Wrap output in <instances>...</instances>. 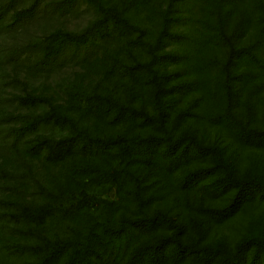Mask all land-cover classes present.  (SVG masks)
<instances>
[{"label":"rangeland","instance_id":"374dc122","mask_svg":"<svg viewBox=\"0 0 264 264\" xmlns=\"http://www.w3.org/2000/svg\"><path fill=\"white\" fill-rule=\"evenodd\" d=\"M106 1L119 13L117 30L112 25L78 52L43 65L38 42L55 31H83L95 19L94 7L87 0H40L30 18L15 24L22 5L0 0L8 7L0 20V264L38 262L58 250L53 264H64L88 245L102 255H92L95 264H125L137 245L173 237L175 228L162 223L152 232L137 230L112 252L95 238L123 215L155 212L173 218L186 247L178 252L173 237L162 264H199L208 254L210 264L237 257L249 264L257 246L264 264V147L240 142L214 117L228 70L234 114L245 121L249 101L256 113L250 127L264 131V0H177L170 28L177 37L158 52L182 58L155 65V77L148 70L149 43L170 0ZM250 44L259 66L235 54ZM128 105L162 121L147 125L130 117ZM120 109L125 116H118ZM55 111L63 122L41 121ZM20 127L27 132L17 137ZM147 136L163 141L156 156L130 148ZM178 139L171 156L167 144ZM43 140L72 142V151L57 161L34 153ZM106 140L114 141L107 150ZM237 198L239 209L220 219L217 212ZM25 213L37 217L27 222Z\"/></svg>","mask_w":264,"mask_h":264},{"label":"trees","instance_id":"16d2710c","mask_svg":"<svg viewBox=\"0 0 264 264\" xmlns=\"http://www.w3.org/2000/svg\"><path fill=\"white\" fill-rule=\"evenodd\" d=\"M10 4L16 3L22 5V7L15 12L14 23H22L27 18H30L36 9L39 7L40 0H33L28 6L25 5V0H9ZM89 4L94 7L95 19L81 32H67V31H55L43 37L38 44L42 47L43 53L41 56V63L47 65L52 61H55L58 57L62 56L69 50L77 51L83 44H87L91 39H94L102 33L103 30H109L112 25H114V30H117V23H119V13L112 9V5L106 0H87ZM177 0H170L164 10H161L160 26L157 27L154 41L149 43V53L151 59L148 65V70L151 76H158V69L155 65L162 62L172 61L179 62L181 60V55L171 52L159 53L158 51L162 49L165 45L166 40L176 38L177 35L170 31L172 23V13L174 12V4ZM8 7L3 6L0 3V20L3 19L4 14L7 12ZM130 9L125 10L128 12ZM127 19V16L126 18ZM126 22V21H125ZM137 30L144 32L143 28L135 25ZM224 25L221 23L219 26V31L223 32ZM237 57L245 58L248 63L259 66L261 65V59L258 57L256 49L253 44L241 46L235 50ZM223 77L220 82L222 93H223V106L220 111L214 114L216 121L222 123L227 128L233 131L237 139L251 146L264 147V131H256L250 126L256 121V113L252 104L246 102V119L242 121L236 117L233 112V92L231 84V75L228 70L223 71ZM172 88L165 90L162 86H159V91H171ZM126 110L128 116L142 118L145 124L153 125L155 120L159 123L162 119H157L155 116H151L148 112L136 110L132 106H127ZM124 109H120L118 116H125L126 113ZM117 116V117H118ZM64 115L60 111H55L47 117L41 119L42 122H63ZM27 128L20 127L17 131V137L26 134ZM114 143L112 140H106L101 143L103 149L107 150L110 145ZM163 143L162 139L157 136H147L144 138H137L131 141L130 148L135 150L139 155L150 153L154 156L158 154L157 146ZM182 144V139H178L173 143L167 144V151L169 155H173L178 151ZM100 145V146H101ZM73 147L72 142L60 141L51 143L49 140H43L39 142L34 148H31L34 153H47L50 159L55 161L60 160L71 153ZM6 173V172H5ZM9 173V172H7ZM187 187L192 186V180L190 178L185 179L184 182ZM244 197L249 195L247 188H244L241 192ZM12 200H7L5 204H12ZM16 203V202H15ZM235 199L228 206L220 209L217 213L220 219H225L233 215L240 205ZM19 204V203H18ZM27 222H32L36 219L37 215L34 213L23 214ZM17 217V216H14ZM164 223L168 227L175 228L173 237L171 236H161L157 238L152 243H143L137 245L131 252L128 260L125 264H162L165 259L164 247L166 243L173 238L176 241V249L180 253H185V245L181 244L176 235L181 231V228L176 224L172 217L166 216L162 212H155L153 214H146L143 216H138L131 218L123 215L116 226L103 225V233L95 238V241L103 245L105 249L110 245V252L120 245L124 241H131L135 239L137 235V230L143 232H152L158 225ZM106 237V240L104 238ZM259 245V244H258ZM249 244L243 246L240 249V253L244 254V250L247 249ZM21 250L35 249L34 246L23 245L20 247ZM260 246L254 249L251 261L249 264H261L260 261ZM62 251L58 250L56 253L47 254L38 262H30L29 264H53L57 260L59 254ZM92 255L95 257H102L99 250L94 245H88L87 248L81 250L80 253H74L72 258L66 261L64 264H95L92 260ZM238 257L234 259L227 258L217 264H240L238 262ZM212 257L202 256L199 264H210Z\"/></svg>","mask_w":264,"mask_h":264}]
</instances>
